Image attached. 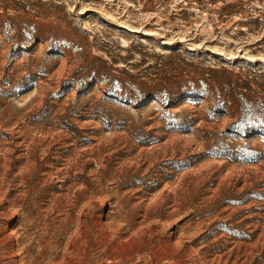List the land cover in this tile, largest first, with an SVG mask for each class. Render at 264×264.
Instances as JSON below:
<instances>
[{
    "label": "rangeland",
    "instance_id": "obj_1",
    "mask_svg": "<svg viewBox=\"0 0 264 264\" xmlns=\"http://www.w3.org/2000/svg\"><path fill=\"white\" fill-rule=\"evenodd\" d=\"M28 128L89 161L104 264H264V0H0V228L19 235L65 192L40 189ZM69 242L33 261L35 238L28 264H84Z\"/></svg>",
    "mask_w": 264,
    "mask_h": 264
},
{
    "label": "bare ground",
    "instance_id": "obj_2",
    "mask_svg": "<svg viewBox=\"0 0 264 264\" xmlns=\"http://www.w3.org/2000/svg\"><path fill=\"white\" fill-rule=\"evenodd\" d=\"M60 125L61 123L59 127ZM28 130L29 133L25 137V142H27L30 150L29 163L37 167H40L39 164L46 165L51 170L46 173H39L38 177L35 176L40 189L44 190L48 185L45 181V183H41L44 180L41 176L50 178H60L61 176L60 182L62 184L59 188L65 190V192H52L50 194L49 207L45 210V213H39L37 217L31 219L24 235L17 234L16 231L10 230L7 226L0 228V264H28L27 256L32 247L31 245H33L34 239L38 238L40 252L32 258L33 261H36L43 253L46 255L54 252L60 240L67 235L70 237L69 243L73 244L71 247L75 248L76 251L79 250L83 256L84 264H104V257L101 255L100 249L103 247L105 236L114 234L117 229L115 225L94 221L93 213L97 202L91 197L94 189L88 181L90 175L87 172L89 161L84 159V153H80L78 149H69L62 153V146L54 147L52 146L54 143L47 142L42 136L37 140L32 134V129L28 128ZM9 152L12 151L9 150ZM0 159L2 161V156H0ZM3 159H7L6 155ZM0 166H5V163H1ZM95 172L98 181H102L108 171L106 165L100 162ZM111 178L115 180L117 177L112 176ZM66 182H69L67 186ZM117 182L120 185L122 184L121 179H117ZM3 186L4 184L1 183L0 187ZM96 186L100 187L102 184L98 182ZM72 189H75L76 192H71ZM79 190L85 192L78 194ZM8 213V209L0 213V226H2ZM118 221H124L122 216ZM119 226L122 227L121 223ZM89 232L91 234L96 233L94 243L90 245L87 239V233ZM78 241L82 243L83 249ZM96 249H99L101 253H94ZM143 259V254L138 253L129 256L125 264H142ZM157 264L163 263L159 262Z\"/></svg>",
    "mask_w": 264,
    "mask_h": 264
}]
</instances>
